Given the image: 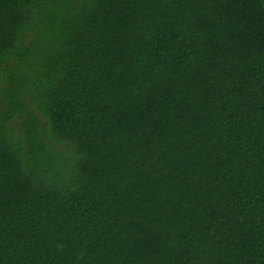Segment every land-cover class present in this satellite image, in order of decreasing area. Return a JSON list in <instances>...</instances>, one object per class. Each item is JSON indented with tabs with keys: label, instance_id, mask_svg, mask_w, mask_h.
<instances>
[{
	"label": "trees",
	"instance_id": "1",
	"mask_svg": "<svg viewBox=\"0 0 264 264\" xmlns=\"http://www.w3.org/2000/svg\"><path fill=\"white\" fill-rule=\"evenodd\" d=\"M0 264H264V0H0Z\"/></svg>",
	"mask_w": 264,
	"mask_h": 264
},
{
	"label": "rangeland",
	"instance_id": "2",
	"mask_svg": "<svg viewBox=\"0 0 264 264\" xmlns=\"http://www.w3.org/2000/svg\"><path fill=\"white\" fill-rule=\"evenodd\" d=\"M20 126V125H19ZM23 128L22 127H19V130H22ZM68 151V150H67ZM70 153V152H69Z\"/></svg>",
	"mask_w": 264,
	"mask_h": 264
}]
</instances>
